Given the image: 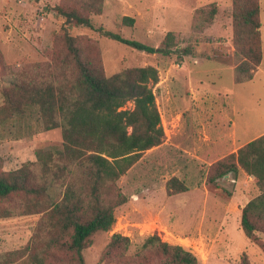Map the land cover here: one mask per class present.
<instances>
[{"label": "rangeland", "instance_id": "1", "mask_svg": "<svg viewBox=\"0 0 264 264\" xmlns=\"http://www.w3.org/2000/svg\"><path fill=\"white\" fill-rule=\"evenodd\" d=\"M155 1L148 0L144 18L151 21L152 16L158 27L154 25V34L146 35L148 22L137 18L141 0H0V174L12 173L18 183L35 192L20 190L0 199V264H76L68 249L72 232L67 221L84 222L94 207L101 206L112 208L114 223L108 231L91 235L81 253L84 264H142L141 244L153 235L191 253L196 264H264V228L256 224L260 231L254 232L261 246L247 240L239 228L241 209L259 195L254 180L241 171L235 177L218 176L222 169L214 163L232 161L227 156L235 152L214 156L211 149L212 139L219 137L211 130L214 111L220 113L225 97L234 101L237 94L241 102L237 111L244 106L237 121L244 119L264 130V0H256L259 70L252 81L239 86L234 84V69L242 59L236 51L246 46V34L234 21L232 36V0H222L228 8L220 14L223 30L216 36L199 35L202 23L191 25L186 13L175 22L167 13L160 18L161 4ZM213 6L198 7L205 9L199 18L206 20ZM69 12L90 17L93 29L77 26L73 19L66 22ZM122 17L135 18V25ZM161 27L189 34L172 37L167 56L139 52L96 31L101 28L161 49L165 46ZM70 45L84 65L105 78L146 66L158 75L152 93L163 131L161 143L143 152L114 182H102L93 194L88 168L77 169L76 163L61 159L44 174L34 156L40 151L55 157L62 149L60 128L42 130L44 117L30 104L29 95L34 88L49 86L59 104V95L67 94L64 88L76 90L78 69ZM232 90L236 93L230 97ZM130 108L131 103L122 107ZM26 169L25 174L19 172ZM170 178L186 190L167 195L165 184ZM67 188L71 193L64 209L53 211ZM121 197L124 203L113 207ZM71 209L73 214L68 216ZM113 234L127 238L123 253L113 247L106 250ZM161 263L156 257L150 264Z\"/></svg>", "mask_w": 264, "mask_h": 264}, {"label": "trees", "instance_id": "2", "mask_svg": "<svg viewBox=\"0 0 264 264\" xmlns=\"http://www.w3.org/2000/svg\"><path fill=\"white\" fill-rule=\"evenodd\" d=\"M231 3L232 36L234 21H237L238 26L243 27L246 34L244 42L246 46L236 51V55L242 60L234 69L237 74L234 84H243L252 79L261 60L260 11L256 0H232ZM88 5L90 6V3ZM201 10L196 9L192 13L193 25L199 22L202 26L209 24L216 12L215 7H211L207 19L201 20L199 18ZM65 18L66 22L73 19L75 25L93 29L90 17L69 12L65 14ZM121 20L130 25L133 22L129 17H122ZM96 31L106 38L139 52L153 54L158 51L163 56L171 53L170 41L174 37L171 33H166L165 46L157 49L124 40L119 35L102 31L101 28H97ZM233 42L236 49L238 45L235 41ZM69 51L78 69L76 90L75 86L64 88L67 94L63 92L59 95V97L62 96L59 104L55 102L54 90L49 86L34 88L30 91V104L35 105L44 117L42 130L60 128L62 141V149L57 151L58 154L55 157L52 152L40 151H35L34 156L36 163L39 166L42 165L44 174L50 170L55 160L61 159L76 163L77 169L88 168L92 176L91 193L93 194L97 192L102 182H114L138 161L143 152L161 143L163 131L152 93V86L157 83L158 75L155 68L146 66L125 70L105 78L96 70L84 65L71 45ZM126 103H131L130 109H122ZM54 113L58 114L57 119H54ZM227 158L232 161L224 163L220 159L214 163L222 169L218 176L222 177L230 173L235 177L237 172L241 171L251 177L252 181L254 180L258 190L259 195L249 200L241 209L239 219V228L243 236L257 245L254 232L260 229L256 224L264 228V134L242 145ZM27 170L19 172L25 174ZM19 180L13 177L12 173L0 174V199L20 190L26 193L34 192L32 189H27L23 183H18ZM69 190L67 188L62 200L53 205V211L61 212L64 209L66 197L71 193ZM185 190L176 178H170L165 184L167 195ZM123 203L124 198L121 197L113 207ZM73 210H69L67 215L73 214ZM113 223L112 208L103 206L94 207L93 215L84 222L77 219L67 221V226L72 232L68 249L74 254L76 264H84L81 253L89 246L91 235L95 232L108 231ZM127 246V238L113 234L105 248L110 250L113 247V250L119 249L120 253H123ZM138 257L142 260V264H150L151 259L156 257L161 258V264L197 263L196 258L188 251L178 245L160 242L155 235L144 239Z\"/></svg>", "mask_w": 264, "mask_h": 264}, {"label": "crops", "instance_id": "3", "mask_svg": "<svg viewBox=\"0 0 264 264\" xmlns=\"http://www.w3.org/2000/svg\"><path fill=\"white\" fill-rule=\"evenodd\" d=\"M155 3L161 4V12L162 16L160 18H164L165 14L167 13V16H169V20L171 22H175L179 20L180 15L182 13H186L187 15L190 16V24L193 25L192 23V12L193 10L197 9L198 7H204L208 4H213L215 6V14L209 24H205L204 26H201V28L198 31V34L202 36H216L219 32H222V26L223 23H218L219 22V17L220 14H222V10H226L228 8V5L226 2L222 0H156ZM148 0H141V6L140 9L142 13L137 12V18L143 19L147 24L146 28V35H153L155 31L154 25L155 21H153L152 16L150 17L151 21L148 19L144 18V14H146V10L148 8ZM171 14V15H170ZM133 20V25L136 23V19L131 17ZM157 22V20H156ZM218 23V24H217ZM227 24H230V19H227ZM205 27V28H204ZM229 28V26H228ZM226 28V29H228ZM160 33L161 36H165L166 33H171L172 36H174L175 39L178 38V36H188L187 34L185 35H179V33L175 30H168L166 28L161 27L160 28ZM260 31V27H259ZM217 33V34H216ZM261 61V60H260ZM260 65V63H259ZM259 65L256 68L255 72L253 73L252 81L255 77V74L259 70ZM249 81V82H250ZM247 83V82H246ZM244 84V83H243ZM242 84H235V86H239ZM235 94L236 91L232 90L229 93V96L231 97L232 94ZM226 99L223 100L222 102L225 101V105H223L220 113H217L216 110L214 111L213 115V124L211 127V130L213 131L212 135L214 136L215 133H218L219 137L217 139H212V146L211 149L214 150V156L216 155H224L226 152H229L228 154L234 153L239 147L242 145L246 144L247 142L257 138L258 136L264 134V130H260L258 128H255L256 126L254 123H248L247 120L244 119H239L237 121V113L243 112L244 111V106H240L241 109L237 111V106L241 105L240 100L238 99V95L236 94L234 101L229 100V98L225 97ZM231 101V102H229ZM221 105V104H220ZM197 107H200L199 104L195 105ZM198 109V108H197ZM210 110L207 112V115L210 116ZM194 116H198V110H195ZM240 116V115H238ZM227 121V125H223V122ZM217 122L220 124H217ZM226 128H224V127ZM209 128L207 129V133L209 132ZM230 140H232V143L229 144ZM238 145V146H237ZM235 148L234 150L229 151L230 149ZM208 152L209 148H208Z\"/></svg>", "mask_w": 264, "mask_h": 264}]
</instances>
